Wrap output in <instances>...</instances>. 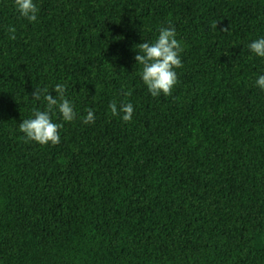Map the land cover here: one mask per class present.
<instances>
[{
  "label": "trees",
  "instance_id": "trees-1",
  "mask_svg": "<svg viewBox=\"0 0 264 264\" xmlns=\"http://www.w3.org/2000/svg\"><path fill=\"white\" fill-rule=\"evenodd\" d=\"M35 3L29 23L0 0V264H264V0ZM169 24L183 67L153 98L135 50ZM57 83L77 118L26 142Z\"/></svg>",
  "mask_w": 264,
  "mask_h": 264
},
{
  "label": "clouds",
  "instance_id": "clouds-1",
  "mask_svg": "<svg viewBox=\"0 0 264 264\" xmlns=\"http://www.w3.org/2000/svg\"><path fill=\"white\" fill-rule=\"evenodd\" d=\"M15 12L29 23L36 22L39 9L35 0H12ZM11 39H15V29H8ZM249 52L255 58L264 60V36H261L248 45ZM134 56L135 65L139 66V78L151 97H167L178 83L177 69L183 67L181 54L182 42L177 39L174 26L157 29V35L152 41H145L136 46ZM254 86L264 91V74H260L254 81ZM55 96L47 88L36 89L32 100L43 101L44 108L32 112L29 118L19 124V132L26 142L41 146H55L60 143V130L64 123L73 122L77 118L75 104L66 98V86L57 83L53 89ZM111 115L118 117L122 122H131L134 115V106L131 102L120 103L113 101L109 104ZM59 120L60 122H56ZM94 111L88 109L82 117L85 125L94 124Z\"/></svg>",
  "mask_w": 264,
  "mask_h": 264
}]
</instances>
